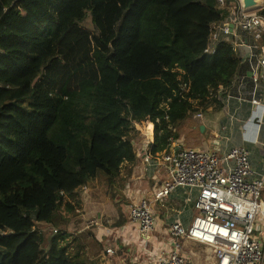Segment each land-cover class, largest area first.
Returning <instances> with one entry per match:
<instances>
[{
    "label": "trees",
    "instance_id": "1",
    "mask_svg": "<svg viewBox=\"0 0 264 264\" xmlns=\"http://www.w3.org/2000/svg\"><path fill=\"white\" fill-rule=\"evenodd\" d=\"M235 8L0 0V264H91L104 252L75 215L81 190L103 176L121 194L138 124H154L156 157L190 114L222 108L241 54L231 37L209 44Z\"/></svg>",
    "mask_w": 264,
    "mask_h": 264
},
{
    "label": "built area",
    "instance_id": "2",
    "mask_svg": "<svg viewBox=\"0 0 264 264\" xmlns=\"http://www.w3.org/2000/svg\"><path fill=\"white\" fill-rule=\"evenodd\" d=\"M217 1L222 7L230 3L236 8L230 17L213 25L209 51H214L215 42L220 38L231 37L239 52L243 43L239 42L237 30L251 35L260 48L255 69L257 82L259 70L264 76V7L245 12L241 0ZM253 104L254 117L244 129L256 142L259 137L255 131L260 132L264 123V99H254ZM149 138L146 139L148 146L152 144ZM145 159H153L151 151ZM161 165L165 167L167 178L154 195L155 203L166 202L178 187L197 189L199 195L195 203L198 214L192 225L185 227L177 221L170 226V244L155 254L156 264H194L182 253V239L203 244L217 259V264H264V236L254 239L259 231L258 218L264 221L261 203L264 178L251 179L256 172L246 146L222 156L194 148H170L162 154ZM128 213L130 223L137 225L142 234L155 231L157 218L150 199L134 200ZM107 253L114 254V251L109 249Z\"/></svg>",
    "mask_w": 264,
    "mask_h": 264
},
{
    "label": "crops",
    "instance_id": "3",
    "mask_svg": "<svg viewBox=\"0 0 264 264\" xmlns=\"http://www.w3.org/2000/svg\"><path fill=\"white\" fill-rule=\"evenodd\" d=\"M237 34L239 42L243 43V47L239 49L242 60L232 86L222 96V108L214 112L200 110L190 114L177 128L178 137L170 148H194L222 156L234 148L246 146L256 172L251 179H263L264 123L260 132L255 131L259 137L256 142L251 139V135H246L244 129L254 117L253 100L264 99V76L260 70L258 81L255 82L260 48L251 35L240 30H237ZM199 114L202 116L199 117ZM136 128L141 136L140 141L135 144L139 161L136 165L124 166L127 167L124 173L127 174L128 168H132V171L125 181L121 194L116 197L119 201L112 203L116 208L110 213L115 214L114 219L107 214L111 205L110 200L97 198V192H94L98 180L90 184L91 226L95 237L105 246L104 252L94 257L91 264H156L155 254L161 249L168 248L170 244V226L179 221L185 227H190L198 214L195 209L199 195L197 189L178 187L166 202H154L156 191L167 178L165 167L161 165V156L164 152L146 161L145 155L151 151L152 146L147 145L146 139L150 137L151 143L154 141V124L147 122ZM142 197L150 199L157 218L155 231L148 235L142 234L137 225L130 223L127 212L132 202ZM261 203L264 209V200ZM118 212L120 216L116 215ZM182 246V253L194 264H199L197 251L202 247L206 253L204 264H217V259L203 244L182 239ZM109 249H112L114 254H108Z\"/></svg>",
    "mask_w": 264,
    "mask_h": 264
},
{
    "label": "rangeland",
    "instance_id": "4",
    "mask_svg": "<svg viewBox=\"0 0 264 264\" xmlns=\"http://www.w3.org/2000/svg\"><path fill=\"white\" fill-rule=\"evenodd\" d=\"M87 24H89V23H87ZM88 27L91 28V25L88 26ZM144 123H147V122H144ZM144 123H141V124H138V125L142 126ZM97 180H98V182H96V186L94 187L96 190L94 192H97V198H103V199L105 198V199H109L110 200L111 205H109V210L107 212V214L109 215L110 213H112L116 209V208L113 207L112 203L116 202V200L119 201V198L116 199V197H117L116 195L113 196V195L108 194L109 192L107 190V186H106V183H105V181L103 179V176H100ZM86 189L87 190H85V189L81 190L80 199H83V200L80 202L81 206H77L76 207L77 211H76L75 215L76 216L80 215L81 217H83L85 219V222H84L85 226L87 228H92V226H91V221L92 220L90 221V185L86 186ZM261 200L262 201L264 200V193H263V196H262ZM120 204H118V205H120ZM128 210H129V207H128ZM119 211H120V209H119ZM119 213L120 212L116 213V215L119 214ZM109 216L114 219L115 214H110ZM119 216H120V214H119ZM106 218H109V217L106 216ZM256 226L259 228V231L254 234V239L257 238L259 235L264 236V221H263L262 217L258 218ZM75 230L76 229H75L74 225H72L71 226V231L75 232ZM45 231H46V235L47 236L51 235V232H52L51 229L46 227ZM44 247L47 249L49 247V244L45 243ZM197 252H198L197 255L199 257V264H204L205 258H206L205 249L202 247Z\"/></svg>",
    "mask_w": 264,
    "mask_h": 264
},
{
    "label": "water",
    "instance_id": "5",
    "mask_svg": "<svg viewBox=\"0 0 264 264\" xmlns=\"http://www.w3.org/2000/svg\"><path fill=\"white\" fill-rule=\"evenodd\" d=\"M245 12H252L264 7V0H241Z\"/></svg>",
    "mask_w": 264,
    "mask_h": 264
}]
</instances>
